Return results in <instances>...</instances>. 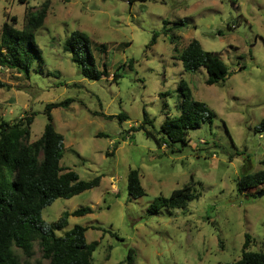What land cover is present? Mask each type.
Instances as JSON below:
<instances>
[{
    "label": "rangeland",
    "instance_id": "rangeland-1",
    "mask_svg": "<svg viewBox=\"0 0 264 264\" xmlns=\"http://www.w3.org/2000/svg\"><path fill=\"white\" fill-rule=\"evenodd\" d=\"M44 4L46 16L35 32L42 63L36 60L29 76L0 67V119L35 113L34 141L47 123L45 105L71 99L68 107L51 110L64 137L60 165L81 180L100 176V183L55 199L42 209L43 221L91 207L92 213L68 216L55 232L86 227V241L97 242L93 264H126L128 257L132 264L232 262L247 238V250H264V191L239 193L235 183L264 170V130L255 129L264 119V0H0V29L12 17L22 28L26 12ZM74 30L88 34L98 67L106 64L100 80L84 78L64 51ZM192 39L216 54L228 73L224 81L206 84L214 67L183 70L177 54ZM180 80L210 108L212 121L189 129L186 145L158 147L146 131H158L166 117L180 113ZM143 113L151 123L137 129ZM131 169L139 171L145 190L136 198L126 187ZM189 184L196 198L183 209L149 212L157 197ZM38 256L35 243L33 259Z\"/></svg>",
    "mask_w": 264,
    "mask_h": 264
},
{
    "label": "trees",
    "instance_id": "trees-1",
    "mask_svg": "<svg viewBox=\"0 0 264 264\" xmlns=\"http://www.w3.org/2000/svg\"><path fill=\"white\" fill-rule=\"evenodd\" d=\"M20 1L23 3L25 0ZM128 1L132 3L135 0ZM46 9L47 5L44 4L39 10L26 12L20 29L14 27L15 17L11 18L10 23H3L0 29V67L16 69L29 76L36 60L41 65L42 55L35 32L43 24ZM168 30L165 29L164 32ZM156 36V33L152 36L150 45L155 42ZM174 39L175 36L171 35L170 41ZM93 48L88 34L78 30L70 32L63 43L64 51L70 54V59L78 67L79 73L94 81L105 76L107 69L105 63L102 64V69L98 67ZM99 50L104 51V46ZM177 57L185 72H194L200 67H214L205 80L206 84L224 81L228 75L221 64H218L220 62L216 54L204 50L196 39L190 40ZM112 75L114 81L121 77L116 71ZM4 86L5 83L0 80V88ZM178 91L181 97L180 113L173 118L166 117L158 131H146V135L152 136L158 147L164 144L172 147L175 142L186 145L189 141V129L212 121L213 113L210 108L192 97L184 80H180ZM70 101L71 99H66L45 105L47 123L40 137L34 141L29 138L35 113L15 122L0 119V264H93L91 257L97 242L86 241V227L74 225L62 235L55 232L66 225L68 216L92 213L91 207L82 206L72 211H64L57 220L49 224L41 217L42 209L55 199L70 198L100 183V176L81 180L74 171L60 165L64 137L55 129L51 110L66 108ZM143 115L144 121L137 129H143L144 124L151 123L146 114ZM122 116L125 118L124 114H119L118 118L122 119ZM255 129L264 130V119ZM126 182L128 194L132 198L145 194L137 169L129 170ZM235 183L239 193L259 187L256 193H262L264 170L243 174ZM193 198L196 196L191 185H184L173 189L168 197H157L150 205L149 212H157L163 206L183 209ZM35 243L39 248V256L33 259ZM247 243L248 238L237 260L218 264H264V250H247ZM15 249L20 251L21 257ZM126 264H132L130 257Z\"/></svg>",
    "mask_w": 264,
    "mask_h": 264
}]
</instances>
